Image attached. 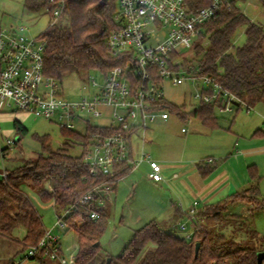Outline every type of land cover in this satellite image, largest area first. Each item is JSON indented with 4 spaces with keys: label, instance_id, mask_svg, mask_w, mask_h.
<instances>
[{
    "label": "trees",
    "instance_id": "16d2710c",
    "mask_svg": "<svg viewBox=\"0 0 264 264\" xmlns=\"http://www.w3.org/2000/svg\"><path fill=\"white\" fill-rule=\"evenodd\" d=\"M184 1L188 11L196 12L211 0ZM239 1L244 0H228L206 21L195 42L196 53H201L195 62L198 75L211 77L239 101L253 106L264 99V22L257 24L250 20L240 10ZM258 1L264 6V0ZM23 7L30 12L44 10L49 14L53 5L51 0H23ZM116 7V0H65L61 16L55 22L49 21L39 35L45 42L44 73L61 82L70 72L105 73L111 67L123 64L124 55L114 54L106 44L108 32L118 26L113 17ZM62 20L65 24H59ZM240 26L244 27L245 40L235 46L233 36ZM202 38L207 40L205 46L199 42ZM221 103L198 102L189 110L184 109V104L167 101L165 105L169 113L180 119L192 117L213 127L216 124L214 107ZM235 103L240 105L241 102ZM12 127L15 132L13 142L16 143L26 135L27 128L15 118ZM61 133L64 141L57 148L47 143V136L36 135L40 144L36 156L18 158L17 165L3 166L4 174H0V236L18 239L21 250L36 245L42 237L43 223L25 192L28 188L40 199L52 200L57 210L72 206L64 221L77 235L75 262L92 264L100 251L99 237L110 216L109 204L91 205L99 216L90 219L88 207L82 208L77 202L103 182L111 183L115 190L117 181L132 170V157L128 152L127 159L115 164L111 172L95 170L92 174L89 166L82 163L87 135L65 128H61ZM75 143H80L82 148L77 156L70 154ZM9 148L0 151L3 160ZM251 175L253 183L241 192L199 208L190 220L193 231L189 237L180 236L150 220L133 231L117 262L110 258L107 263L104 258L99 264H264V256L260 262L257 260V253H264V234L260 235L255 229L253 216L256 209L264 207V199L259 197L256 173ZM237 202L249 206L246 215L226 212L227 204ZM77 216L83 217L84 221L77 224ZM19 234L21 238H18ZM196 241L199 247L195 254ZM30 259H37L39 264H58L38 253Z\"/></svg>",
    "mask_w": 264,
    "mask_h": 264
},
{
    "label": "built area",
    "instance_id": "2783aa9c",
    "mask_svg": "<svg viewBox=\"0 0 264 264\" xmlns=\"http://www.w3.org/2000/svg\"><path fill=\"white\" fill-rule=\"evenodd\" d=\"M227 1L211 0L196 12H190L184 0H116L113 17L118 26L108 32L106 44L114 54L124 55L125 62L105 73L100 72L103 75L101 84L96 82L92 72L87 73L81 85L86 95L76 100L65 98L60 82L44 73V40L29 36L27 26L20 21L0 24V151L14 141L2 131V115L9 120L14 113L22 112L54 119L61 128L71 130L74 123L82 122L88 131L82 163L89 166L90 173L95 170L109 173L115 164L125 161L128 152H133L132 138L136 136L141 147L138 157L132 159V170L146 161L150 169L148 177L162 181L161 165L150 157L143 143L147 140L148 124L157 118L169 117L165 105L168 100L162 90L165 80L176 85L199 79L201 87L193 98L200 103L222 102L218 106L221 110L230 111L235 102L244 103L211 77L198 75L197 68L179 64V57L185 54L180 49L191 47L197 41L206 21ZM51 4L53 7L48 15L52 23L61 16L65 0H51ZM245 106L248 111L250 106ZM97 118L104 119V123H90V119ZM180 130L184 132L185 128ZM1 139L6 146L1 145ZM112 194L113 185L103 182L83 195L77 204L88 207L89 218L96 219L99 214L90 206L112 203ZM72 209V206L65 208L52 228L44 229L38 243L28 246L25 257L38 253L58 264H76L75 254L64 257L59 237L52 232L56 226H66L64 217ZM197 210L198 201L194 200L187 209L189 220ZM81 222L76 221L77 224ZM178 227L187 229L185 223Z\"/></svg>",
    "mask_w": 264,
    "mask_h": 264
},
{
    "label": "rangeland",
    "instance_id": "374dc122",
    "mask_svg": "<svg viewBox=\"0 0 264 264\" xmlns=\"http://www.w3.org/2000/svg\"><path fill=\"white\" fill-rule=\"evenodd\" d=\"M238 6L240 10L253 22L262 24L264 22V6L260 4L258 0H244L239 1ZM16 21H20L27 26L26 33L31 37H38L44 29L47 27L50 21L49 15L40 10L38 12H30L24 9L23 0H0V24L9 25ZM59 24H65V20H62ZM244 27L237 28L233 36L234 45H241L245 40ZM162 33L161 30L158 31ZM202 46L207 44V40L202 38L200 41ZM195 43L188 48L180 49L185 54L179 57V64L183 67L193 66L197 68L196 59L201 53H196ZM97 83L103 82V75L94 71L91 73ZM85 77L83 73L70 72L65 74L60 82L61 91L65 98L69 100L80 99L86 95L85 91L81 90L83 84L82 79ZM207 85V83H205ZM201 87V81L195 80L193 83L184 81L182 83L173 85L168 81L163 82L162 90L166 100L175 104H184V109L189 110L193 106H197L198 102L193 98V94ZM235 108L236 105L234 104ZM214 114L218 121V124L227 129L231 125V130L247 132L248 120L254 117L259 123L260 128L264 126V99L259 100L253 106H250V110L246 111V106L242 105L241 109L236 112L221 110L218 107H214ZM1 128L4 133L9 134L14 138L15 134L12 127V119L19 120L26 128L27 133L18 142H13L8 149V154L3 160L0 156V174L3 171V166L17 165L20 160L18 158H30L36 156V153L40 151V144L35 136H47V143L52 148H57L64 141V136L61 133V127L55 122L54 119L48 120L42 117H36L34 115L25 114L22 112H16L12 116L11 120H7L6 115H2ZM234 121V122H233ZM90 123L103 124L104 119H90ZM181 127L185 128V132L180 130ZM74 129L81 134H87L86 125L82 122L74 123ZM264 129V128H263ZM209 134L208 128H206L196 118L180 119V117L170 113L169 117L165 120L157 118L152 123L148 124L146 129V142L143 143V147L147 152H179L185 149V152H204L206 149L207 135ZM264 138V137H263ZM135 143V149L139 151L141 144L140 140L135 136L132 138ZM151 140V141H148ZM1 145L6 146L4 140L1 139ZM80 143H75L70 148V154L79 155L81 153ZM244 158H242L243 160ZM258 161V170L256 173V185L258 188L259 197L264 199V160L260 158ZM251 160L244 159L243 164L247 165ZM247 168V166H246ZM250 183L248 186H250ZM247 186V187H248ZM154 188L144 185L141 188L143 197L137 199L136 202L130 203L131 192L134 189L129 188V173L123 178L119 179L116 183L115 192L113 191V204L110 209V216L107 221V226L104 232L99 237V253L96 256L92 264H99L104 258H113V262H117V257L122 253L124 246L129 241L132 233L139 226H132L134 220V214L143 216L145 222L149 221L153 217H157L159 206L156 203V197H158V191L155 194ZM25 192L30 199L31 203L35 207L37 213L41 216L44 229H51L58 216H61L64 211L57 210L52 200H42L35 191L25 188ZM153 200V201H152ZM130 203V204H129ZM249 206L245 203H229L227 204L226 212L237 213L239 215H246L248 213ZM156 215V216H155ZM254 225L257 232L264 234V207L256 209L254 211ZM170 217L175 218L172 214ZM84 221L83 217H76L75 221ZM203 221V220H202ZM161 223V222H160ZM160 226V225H159ZM162 228L166 229L164 224L161 223ZM53 234L59 237L58 243L67 258L71 253L75 254L78 248L77 235L74 230L67 226H56L53 229ZM176 234L185 237L190 233V228L186 231H181L176 227ZM21 234L18 238L22 237ZM187 237V236H186ZM27 255V248L21 250V245L18 239L6 238L0 236V264H9L11 261L14 264H39L37 259H30L25 257Z\"/></svg>",
    "mask_w": 264,
    "mask_h": 264
},
{
    "label": "crops",
    "instance_id": "0c3cea01",
    "mask_svg": "<svg viewBox=\"0 0 264 264\" xmlns=\"http://www.w3.org/2000/svg\"><path fill=\"white\" fill-rule=\"evenodd\" d=\"M242 105L245 104L241 102L235 108L232 107L230 112L234 111L236 114ZM215 122L213 127L204 125L209 131L204 152H185L182 148L179 152H148L150 157L161 165L162 181H153L148 177L150 169L146 161H142L137 168L129 172V188L134 189V192L129 194V202H136L143 197L141 188L144 185L154 188L152 194L158 191L155 201L159 211L157 217L150 220L160 226L161 223L164 224L167 230L175 232L176 227L180 229V223H185L191 231L187 209L194 200L198 201V209L214 204L247 188L254 180L251 174L259 172L258 160H264V126L261 129V123L254 117L246 124L247 132L232 131L231 125L225 129L218 124L217 119ZM139 153L134 143L133 152H130L132 159H136ZM242 158L251 162L244 165ZM111 207L109 205V209ZM171 214L176 219L170 217ZM142 218L143 216L135 213L132 226L150 221L145 222ZM187 229L180 230L183 232Z\"/></svg>",
    "mask_w": 264,
    "mask_h": 264
},
{
    "label": "water",
    "instance_id": "95a60500",
    "mask_svg": "<svg viewBox=\"0 0 264 264\" xmlns=\"http://www.w3.org/2000/svg\"><path fill=\"white\" fill-rule=\"evenodd\" d=\"M18 138V136H16V139ZM198 247H199V242L198 241H196L195 242V244H194V251H195V254H196V252H197V250H198ZM264 256V253L263 252H258L257 253V260H258V262H260L261 260H262V257ZM110 261V257H108L107 259H106V262L108 263Z\"/></svg>",
    "mask_w": 264,
    "mask_h": 264
}]
</instances>
